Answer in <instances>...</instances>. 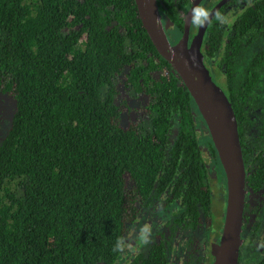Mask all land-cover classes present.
I'll return each instance as SVG.
<instances>
[{
	"label": "trees",
	"instance_id": "trees-1",
	"mask_svg": "<svg viewBox=\"0 0 264 264\" xmlns=\"http://www.w3.org/2000/svg\"><path fill=\"white\" fill-rule=\"evenodd\" d=\"M156 1L175 42L190 0ZM241 1L230 22L224 7L212 19L201 51L235 115L245 189L260 197L247 204L238 264H264V0ZM121 92L148 125L122 123ZM0 94L14 104L0 135V264H115L128 224L161 196L176 205L170 231L221 228L207 126L134 0H0ZM170 236L156 234L132 264H175ZM212 259L188 249L181 264Z\"/></svg>",
	"mask_w": 264,
	"mask_h": 264
},
{
	"label": "water",
	"instance_id": "water-1",
	"mask_svg": "<svg viewBox=\"0 0 264 264\" xmlns=\"http://www.w3.org/2000/svg\"><path fill=\"white\" fill-rule=\"evenodd\" d=\"M194 0L184 16L183 31L170 44L156 0H134L138 17L158 54L166 60L186 87L200 112L224 171L226 202L219 242L211 250V264H238L245 200L246 170L242 158L237 124L229 98L215 82L201 51L205 33L213 15L224 4L221 0L209 11V19L197 26L190 38Z\"/></svg>",
	"mask_w": 264,
	"mask_h": 264
},
{
	"label": "flooded vegetation",
	"instance_id": "flooded-vegetation-1",
	"mask_svg": "<svg viewBox=\"0 0 264 264\" xmlns=\"http://www.w3.org/2000/svg\"><path fill=\"white\" fill-rule=\"evenodd\" d=\"M193 1L194 0H190V5H189L187 11L184 12L183 14H181V16L183 17V20H184V16L186 15V13L188 12L189 8L191 7ZM220 1L221 0H200L199 4L197 5V7H203L204 9H206L209 12L211 10V8L213 6H215L216 4H218ZM241 5H242V1L241 0H225L224 4L213 15L212 19L219 12H221V9L224 7L226 9L224 10V12L222 14L220 13L221 15L219 14V21L220 22L222 21L224 23H228V22H230L233 19V17L236 15V13H238L241 10V7H242ZM226 13H232V18L230 20H226V16H227ZM212 19L210 20V22L212 21ZM165 22H167V21H165ZM168 28L172 29V27L169 26V25H168ZM196 29H197V26H194L191 23L190 38L196 32ZM170 35L171 34H168V35L166 34L168 40L170 39ZM170 41L171 40H169L170 44H174L176 42V41L175 42H170ZM209 71H210V69H209ZM163 72H164V75H166V76L169 75V71L166 68L163 69ZM7 97H9V96H7ZM127 123L128 122H126L125 125ZM142 124H144V123H142ZM146 125H148V123ZM8 126H9V123L7 124V128L4 131L0 130V135H3L5 133V131L8 129ZM205 160H206V158H205ZM206 163H207V160H206ZM215 166H216V169H217L216 170L217 178H218V180L222 179V183H223V187H221V185L218 184L219 185V189H220V194L219 195H221V192H222V195H223V193H225V195H226L225 177L222 174V178H221L222 171L220 170L218 165H215ZM207 169H208V164H207ZM210 186H211V191H212L213 198H215L214 192H213V186L214 185L212 186L211 182H210ZM166 199H167L166 196H161L159 199L154 201L149 207L143 208L142 210H140V212L137 215L136 219L132 223L128 224L129 226H128V229H127V232H126V235H125V238H124L123 250L125 248V244H127V239H128V235H129L128 233H130V229L139 227L142 230V229H144L143 222H145L146 223L145 225L146 226L148 225V230L145 231L143 234H150V237H149L150 240L146 241L147 244L144 246V249H142L141 251H138V253L134 254L130 264H132L133 259L135 258V256L137 254L144 253L146 251V249L150 245H152V243L157 241L156 234H158V233L164 234L167 238L171 237L170 235H172L171 249H172V257H173V260H174L175 264H181L182 263V261L187 256L188 249L195 251V248H197L198 249V254H202L203 256L207 255V253L210 251V255L212 256L211 250L208 247H211V245H214L216 243L214 241H216V237H217L216 234H217L218 231H219V233L221 235V230H222L223 220H224V213H223L222 225L220 226L221 228L219 230H218L219 226L217 224V219H216V220H213L210 223V227L208 226L209 222H204L203 221L201 223V225H199L198 227H196L194 229L185 230L184 233H181L180 231H177V230L170 231V228H171V225H172V221H173V219L175 217V213H173L172 216H171L172 220H171V223L169 224V227H166V228L163 227V228L156 229V227L159 226L163 222H160L158 225H155V224L151 225L150 221H147V220L152 219V218H156V214L159 211H165V210H169L170 211L173 206H176V205H165L166 204L165 203ZM160 200H161V204H158L157 202L160 201ZM215 200L219 201V200H221V198H219V196H218V197H216L214 199V201ZM259 200H260V197L255 196V195H250L247 192V190H246L245 200H244V209H243V222H242V229H241V235H240L241 244H242V242L244 240L243 238L246 236V233L248 231L247 225H246V222H245L246 220L244 219V214L246 213L247 204L255 205V204L258 203ZM223 201H224V211H225L226 199L223 198ZM245 205H246V207H245ZM154 209H156V210H154ZM202 230L205 231L206 234H207V235H205V240L204 241L206 243H208V242L210 243L208 245V247L205 246L204 243L201 244L202 242L200 241V238L202 237V235H201V231ZM179 235H181L182 237H179ZM209 236H211L210 239L208 238ZM212 242H214V243L211 244ZM241 244H240V246H241ZM123 250H122V253H123ZM239 250H240V248H239ZM122 253H121V255H122ZM121 255H120V257H121ZM212 258H213V256H212ZM213 260H214V258L212 259L211 263L213 262ZM238 262H239V259H238Z\"/></svg>",
	"mask_w": 264,
	"mask_h": 264
},
{
	"label": "rangeland",
	"instance_id": "rangeland-1",
	"mask_svg": "<svg viewBox=\"0 0 264 264\" xmlns=\"http://www.w3.org/2000/svg\"><path fill=\"white\" fill-rule=\"evenodd\" d=\"M226 20H230L232 18V13H226ZM169 25V23H167ZM167 25V26H168ZM167 34V33H166ZM170 40V39H169ZM168 40V41H169ZM127 95V92H122L121 94H118L116 96V102H119L122 96ZM126 99L128 100V104H129V111L126 112L123 115V120L122 123L125 124L127 121L129 120H136L138 122H140L141 124H147V122L145 121V118L142 116L143 114L140 112L136 111V108L138 107V101L134 100L131 95H127ZM13 101L7 97L4 94H0V130L4 131L7 128V124L10 121V117H11V113L13 111ZM202 123V121L200 122ZM198 129H201V124H198ZM199 137L200 138V142H201V146L203 145V150H205L204 154L206 155V160H207V164H208V177L210 179L211 185L213 186V192H214V196L215 198L219 196V198H221V201H223V198L226 199V195L225 193L221 192L220 194V189H219V185H221V187H223V183H222V179L218 180L217 178V174H216V166L213 164V161L210 160L207 156V146H205L204 144H207L208 138H210V136H208V134H201ZM210 140V139H209ZM221 166V163H220ZM221 170L223 171V168L221 166ZM224 173V171H223ZM224 175V174H223ZM221 178H222V173H221ZM219 184V185H218ZM215 205H216V209H217V213H221L222 214V209H220V207L222 206V203H220L219 201L215 200ZM158 204H161V200L157 202ZM224 207V204H223ZM156 210V209H154ZM176 210V206H173L172 209L169 210H165V211H159L156 214V218H152L149 219L147 221H150L151 225H158L160 222L161 223L159 226L156 227V229L158 228H163V227H169V224L171 223L172 220V214L173 212ZM143 226L144 229H140L138 228H132L130 229V233H128V239H127V244H125V248L123 250V253L121 255V257L119 258V260L116 261L115 264H130L134 254L138 253V251H141L142 249H144V246L147 244V240H150V234H143L145 231L148 230V225L146 226L145 222H143ZM155 229V230H156ZM201 235L202 237L200 238V241L202 242L201 244H205V246L208 247V245L210 244L209 242L206 243L205 240V235L206 232L205 231H201ZM209 239L211 238V236L208 237ZM208 241V240H207ZM215 242V241H214ZM214 242H212L211 244H213ZM210 250H212V247H208Z\"/></svg>",
	"mask_w": 264,
	"mask_h": 264
},
{
	"label": "clouds",
	"instance_id": "clouds-1",
	"mask_svg": "<svg viewBox=\"0 0 264 264\" xmlns=\"http://www.w3.org/2000/svg\"><path fill=\"white\" fill-rule=\"evenodd\" d=\"M209 19V12L203 7H197L192 10L191 23L194 26H203Z\"/></svg>",
	"mask_w": 264,
	"mask_h": 264
}]
</instances>
